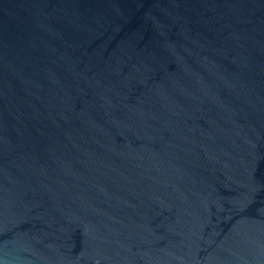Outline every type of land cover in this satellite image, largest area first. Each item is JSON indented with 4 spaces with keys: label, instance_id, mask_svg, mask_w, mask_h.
<instances>
[{
    "label": "water",
    "instance_id": "water-1",
    "mask_svg": "<svg viewBox=\"0 0 264 264\" xmlns=\"http://www.w3.org/2000/svg\"><path fill=\"white\" fill-rule=\"evenodd\" d=\"M0 264H264V0H0Z\"/></svg>",
    "mask_w": 264,
    "mask_h": 264
}]
</instances>
